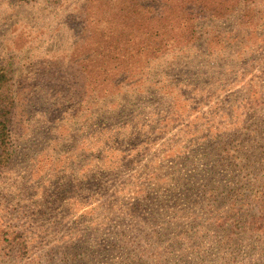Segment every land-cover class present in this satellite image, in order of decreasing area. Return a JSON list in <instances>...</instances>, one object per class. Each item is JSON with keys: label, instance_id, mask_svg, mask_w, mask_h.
Wrapping results in <instances>:
<instances>
[{"label": "rangeland", "instance_id": "obj_1", "mask_svg": "<svg viewBox=\"0 0 264 264\" xmlns=\"http://www.w3.org/2000/svg\"><path fill=\"white\" fill-rule=\"evenodd\" d=\"M19 1L0 0V60L26 98L0 166V264H264V228L224 244L205 222L235 191L244 223L260 214L264 4L250 24H206L214 43L158 57L92 120L93 106L35 89L38 68L45 82L75 61L72 10Z\"/></svg>", "mask_w": 264, "mask_h": 264}, {"label": "trees", "instance_id": "obj_2", "mask_svg": "<svg viewBox=\"0 0 264 264\" xmlns=\"http://www.w3.org/2000/svg\"><path fill=\"white\" fill-rule=\"evenodd\" d=\"M24 1L29 0L19 2ZM56 1L63 10H72L68 14L79 28L80 49L67 68L51 67L52 79L40 81L48 70L38 68L40 76L35 79V89L46 87L44 92L48 96L53 94L58 99L65 94L70 99L74 97L73 104L79 107L93 106L92 120L102 117L98 112L106 108L108 99L141 81L149 68L157 67L153 62L158 57L174 53L171 60L181 61L187 58L192 43L202 42L206 47L214 43L218 35L215 30L200 35L206 24L230 22V30L235 23L234 15L240 25L250 24L259 10L258 4H264V0H76L73 5H66L68 0ZM212 54V50L204 51L206 57ZM13 71L11 55L0 60V166L11 158L17 111L26 100L23 82L13 76ZM74 116H83V111ZM259 189L262 190L256 196L260 214L245 223L235 203L239 191L230 194L223 206L213 203L209 208L205 222L210 224L206 230L225 234L217 243L235 244L237 235L264 228V186ZM214 193L211 192V197Z\"/></svg>", "mask_w": 264, "mask_h": 264}]
</instances>
